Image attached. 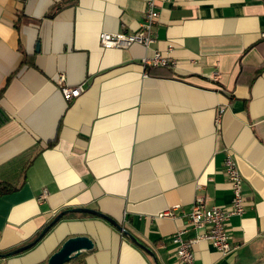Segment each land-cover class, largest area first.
I'll return each mask as SVG.
<instances>
[{
    "label": "crops",
    "instance_id": "1",
    "mask_svg": "<svg viewBox=\"0 0 264 264\" xmlns=\"http://www.w3.org/2000/svg\"><path fill=\"white\" fill-rule=\"evenodd\" d=\"M157 3L154 43L105 48L100 33L136 31L145 0H0V181L22 183L0 195V264H48L76 235L94 247L66 264H174L181 228L197 239L195 264H264V0ZM170 45L173 66L144 65ZM59 73L85 91L66 100ZM229 150L247 204L227 224L234 250L223 254L188 218L198 197L230 203ZM77 207L138 242L69 212L31 248L4 254Z\"/></svg>",
    "mask_w": 264,
    "mask_h": 264
},
{
    "label": "built area",
    "instance_id": "2",
    "mask_svg": "<svg viewBox=\"0 0 264 264\" xmlns=\"http://www.w3.org/2000/svg\"><path fill=\"white\" fill-rule=\"evenodd\" d=\"M146 8L143 21L139 28L133 32H109L102 31L99 35L100 44L105 48H128L134 44L149 47L157 40L156 27L160 19V11L157 0H145ZM172 46L166 52L156 50L153 55L145 57L143 63L149 65L173 66L175 60L169 57ZM62 95L66 100L79 97L86 89V82L78 85H69L66 82L64 73L57 75ZM220 113L217 117L219 121ZM224 172L232 190V199L226 205L207 206L202 197H198L189 213L188 223L193 229L206 227L207 230L197 238L209 241L216 250L223 254H228L234 250L231 235L227 228L230 218L234 215L242 216L246 210L247 197L244 193L243 176L237 166L234 154L229 150L224 159ZM48 190L44 189L42 196L47 195ZM177 206L166 209L160 213L162 217H174ZM186 228L179 229L171 236V241L175 244L177 260L174 264H195V254L193 243L197 239H186L184 233Z\"/></svg>",
    "mask_w": 264,
    "mask_h": 264
},
{
    "label": "water",
    "instance_id": "3",
    "mask_svg": "<svg viewBox=\"0 0 264 264\" xmlns=\"http://www.w3.org/2000/svg\"><path fill=\"white\" fill-rule=\"evenodd\" d=\"M69 212H85L100 216L106 219L107 221L111 222L120 231H123L126 235H128L132 240L138 242V239L130 231L124 229L122 225H120V223H117L103 212L87 207H77L73 209L63 210L58 213L53 219V221L42 230V232L34 241L10 251L9 253H7V255H15L31 248L38 240H40L47 233L52 224L59 221L65 214ZM93 247L94 241L91 237L87 235H76L69 237L63 242L61 247L49 257L48 264H66L78 255H80L84 250H90ZM1 255L2 254H0V256Z\"/></svg>",
    "mask_w": 264,
    "mask_h": 264
},
{
    "label": "trees",
    "instance_id": "4",
    "mask_svg": "<svg viewBox=\"0 0 264 264\" xmlns=\"http://www.w3.org/2000/svg\"><path fill=\"white\" fill-rule=\"evenodd\" d=\"M7 120H8L7 115L4 112H2L1 107H0V125L3 124L4 122H6ZM25 172H26V168L23 169L22 173L24 174ZM23 181H24V179L22 180V182ZM21 184L20 185H9L7 183L0 181V195L7 194L9 192L17 190L21 186ZM7 253H9V252H7ZM7 253H4V254H7Z\"/></svg>",
    "mask_w": 264,
    "mask_h": 264
}]
</instances>
